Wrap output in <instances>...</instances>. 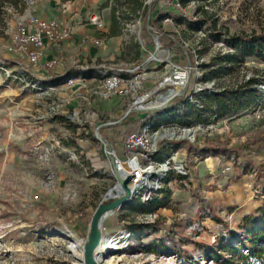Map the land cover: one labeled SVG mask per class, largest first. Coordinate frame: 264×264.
Returning <instances> with one entry per match:
<instances>
[{
	"label": "rangeland",
	"instance_id": "374dc122",
	"mask_svg": "<svg viewBox=\"0 0 264 264\" xmlns=\"http://www.w3.org/2000/svg\"><path fill=\"white\" fill-rule=\"evenodd\" d=\"M76 1L80 0H25L23 7L7 5L0 16V63L9 74H18L20 68L30 78L49 80L68 65L83 63L87 70L82 76L45 86L33 81L27 86L0 72V264H79L84 253L74 252L72 243L81 240L84 250L97 208L114 201H105V196L120 185L122 174L115 171L114 155L109 152L128 160L134 154L126 150L125 141L138 129L152 139V159L160 163L172 159L170 180L161 183L163 193L158 199L168 192L171 196L166 207L151 213L140 203H128L103 222L105 238L125 244V256L115 264H216L209 255L219 251L222 243L235 242L243 248L244 236L264 227V216L259 218L257 213L264 207V60L248 57L236 76L220 82L258 79L261 101L235 116L218 117L212 108L207 122L188 124L183 120L188 111L196 116V108L176 105L174 96L187 95L188 103L201 108L202 101L219 89L217 81H204L203 64L226 53L229 46L224 40L213 41L207 26L196 21L198 8L204 6L216 14L233 33L251 32L264 30V0H189L182 10L178 0L174 5L156 3L152 18L159 12L162 29L176 33L183 45L164 47L156 37L159 32L147 25L153 40L142 41L139 61L134 41L141 38L140 20L129 23L122 36L107 39L104 46L85 42L79 53L63 51L61 58L57 49L45 50L42 61L59 59L51 68L32 65L26 56L10 51L17 18L28 14L58 18ZM86 11L81 22L74 19L77 10L65 19L74 30L81 26L82 33L91 37L110 32L112 23L104 4L89 3ZM94 11L104 19L103 30L88 21ZM149 13H144L145 20ZM169 14L173 19L166 21ZM261 46L264 50V42ZM160 50L168 52L167 58L161 57ZM114 72H124L129 79L137 76L142 84L126 97L103 98L100 87ZM155 89L173 90L172 98H158ZM148 94L139 107V99ZM51 108L66 121L42 119ZM179 141L248 145L245 157L235 153L209 156L190 165L186 152L174 144ZM147 160L141 157L142 162ZM246 216L253 217V227L238 230ZM156 221L160 232L131 235L127 231L130 224ZM245 264L259 263L250 259Z\"/></svg>",
	"mask_w": 264,
	"mask_h": 264
},
{
	"label": "trees",
	"instance_id": "16d2710c",
	"mask_svg": "<svg viewBox=\"0 0 264 264\" xmlns=\"http://www.w3.org/2000/svg\"><path fill=\"white\" fill-rule=\"evenodd\" d=\"M176 0H107L104 5L105 7H111V30L108 34L109 38L119 37L124 34V30L127 28L129 23L133 24L137 20L143 21L141 29V41L143 43H148L153 40L151 31L147 25L153 26L158 32V41L164 47L171 48L175 45H183V42L178 38L177 34L171 31H164L161 25V18L163 16H158L152 18L151 8L152 5L160 2H164L165 5H174ZM179 6L178 9L182 10L188 6L189 0H178ZM26 4L25 0H0V16L3 14V10L7 5L14 7H23ZM150 12L149 16L146 17L144 13ZM165 17V16H164ZM173 16L169 14L167 19ZM185 19L190 18L185 14L183 16ZM182 19L179 18L178 21ZM196 21L201 22L203 25L207 26V31L209 32L210 37L213 41L224 40L227 42L229 49L226 53H218L214 58H212L211 63L203 64L205 69L204 81H217L218 90L212 93L211 96L207 97L206 100L202 101L201 108H198V104L188 103V96L177 95L176 105H182L183 103L186 107H195L196 116L192 115L191 112H187L188 117L186 120H183L185 123L192 122H202L205 123L209 119V110L216 108V113L218 117L221 116H235L240 113L242 110H245L251 106H255L261 100V93L256 89L258 79L256 77H250L244 81H238L234 83H220L226 77L236 76L239 70L243 67L248 57H258L261 60H264V50L261 43L264 42V30L259 31H237L231 32L229 27L224 26L220 19L216 17V14L212 13L208 9H205L204 6H201L197 10ZM141 44L139 40L134 41V53L137 61L140 60V49ZM126 53V52H125ZM131 53V52H130ZM86 67L83 64L80 65H68L65 67L64 71L57 76H52L49 80L34 79L30 78V75L27 77L28 80L35 83H40L43 86L46 84L53 83H62L67 78H74L77 76H82ZM208 69V71H207ZM210 69V70H209ZM91 70V69H90ZM92 71H97L92 69ZM90 74V73H89ZM126 76V74H125ZM203 92H206L203 90ZM198 96V95H196ZM178 106V107H179ZM53 120L63 121L66 118L60 114L55 115ZM175 146L179 150L186 152L187 157L186 161L188 164L192 165L195 159H205L209 156L212 157H224L227 154L235 153L242 157L246 156L245 145H248L246 142L243 145H233L226 146L224 144H212L208 141L203 143H185L182 141L174 142ZM187 168H189L187 166ZM170 171L166 178L162 180L165 182L167 179L170 180L171 176ZM162 188L151 195L149 200L145 201L142 198V194L132 198L128 203H140L147 208V211L150 213L157 210L158 207H166L170 201L171 192H168L164 199L159 200V194H162ZM125 204V205H126ZM257 213H259V218L264 216V207L260 208ZM255 221L253 217L246 216L243 218L240 224H238V230L244 228H252ZM160 222H148L144 224H130L127 229L128 232H131L133 235L135 232H160ZM247 235V236H246ZM242 240L243 248H240L239 245L235 242L230 244L222 243V247L219 251L212 250L209 255V259H212L216 264H240L248 263L250 259H256L259 264H263L264 259V227L256 228L254 231H250L246 234ZM172 242L175 238L171 237ZM219 242V241H218ZM220 245V243L218 244ZM213 249V248H212ZM245 249V251H244Z\"/></svg>",
	"mask_w": 264,
	"mask_h": 264
},
{
	"label": "built area",
	"instance_id": "2783aa9c",
	"mask_svg": "<svg viewBox=\"0 0 264 264\" xmlns=\"http://www.w3.org/2000/svg\"><path fill=\"white\" fill-rule=\"evenodd\" d=\"M88 21L92 26L103 30L105 22L98 11L92 12ZM166 21H170V19H166ZM105 31L106 30L102 31L99 37H91L87 34H83L81 41L82 43L94 42L95 45L104 46L108 39V32ZM74 33L73 25L65 18L44 19L28 14L25 18H17L9 49L13 53L26 56L29 63L32 65L37 66L40 64L41 66L44 65V68H51L58 62V58L63 56L62 53L65 50H63L61 46L68 40H71ZM139 42L143 45L141 39H139ZM52 48H59L57 53L61 56H58L57 60L51 59V61L48 62L42 61L45 50ZM21 70L23 69L19 68L18 74L12 75L9 74L10 72L0 63V72L4 71L7 73L5 77L8 79L12 77L17 78L27 84V86H30L31 81L27 79V76L22 73ZM1 73L2 75L4 74L3 72ZM72 82L73 79L69 80V84ZM141 84L142 82L137 76L129 79L125 76L124 72H114L104 79V83L100 87L99 92L103 98L110 96L126 97L136 91ZM176 96L177 95L174 97ZM147 99L148 98L145 100ZM145 100L140 103L139 99V107H142ZM57 114L59 113L55 111V108H51L50 114L43 115L42 119L50 120ZM151 140L150 136L145 135L138 129L137 132L131 134L125 141L126 150L134 154L133 156H128V160L120 158L115 152H109V154L114 155L113 162L115 171L121 174L127 171L129 173L128 175L132 176V181L130 183L132 196L130 200L141 194L143 200H149L153 193L158 192L162 188V180L166 178L168 173L172 170V159L167 160L165 163H160L152 159L150 155ZM139 148L143 151L138 150L139 152H136L135 150ZM141 157H146L148 159L146 163L141 161ZM152 178L155 179L153 180ZM102 229L105 228L102 227Z\"/></svg>",
	"mask_w": 264,
	"mask_h": 264
},
{
	"label": "water",
	"instance_id": "95a60500",
	"mask_svg": "<svg viewBox=\"0 0 264 264\" xmlns=\"http://www.w3.org/2000/svg\"><path fill=\"white\" fill-rule=\"evenodd\" d=\"M132 181V176L128 175L125 178L119 175V182L122 188L121 196H109V193L105 196V201L109 199H115L110 203L102 202L97 208L93 219L91 221L90 236L88 242L84 246L82 257H79V264H99V257L96 253L98 246L105 239L102 232V225L104 218L107 219L112 212L122 208L131 198L132 191L129 187Z\"/></svg>",
	"mask_w": 264,
	"mask_h": 264
},
{
	"label": "bare ground",
	"instance_id": "6f19581e",
	"mask_svg": "<svg viewBox=\"0 0 264 264\" xmlns=\"http://www.w3.org/2000/svg\"><path fill=\"white\" fill-rule=\"evenodd\" d=\"M159 54L161 55V57L167 58L168 52L165 50H160ZM153 94H157V97L163 100V99H167L168 97H171L173 95V90H168L164 93L159 89H155L153 91ZM150 95L151 94L141 97L139 102L142 103ZM128 174L129 173L127 171L123 172L122 173L123 178L128 176ZM121 194H122V188L120 185H117L114 189L109 191V196H121ZM105 218L103 221L106 220ZM82 246L83 244L81 240H77L72 243L71 248L77 254H81L83 252ZM124 247L125 244L123 243V241L120 242L119 240L113 239L111 237L105 238L96 250V253L98 254L99 257L98 258L99 264H115L117 261H121L122 257L125 256V254L122 253Z\"/></svg>",
	"mask_w": 264,
	"mask_h": 264
},
{
	"label": "crops",
	"instance_id": "0c3cea01",
	"mask_svg": "<svg viewBox=\"0 0 264 264\" xmlns=\"http://www.w3.org/2000/svg\"><path fill=\"white\" fill-rule=\"evenodd\" d=\"M106 1L107 0H80V1H76L75 5H72V6L68 7V8L63 9L62 14L60 16H58V19L65 18L67 15L72 14L75 10H77L78 13L75 14L74 19H76L78 22H81L83 14L87 12L86 9H88L89 3L91 5H101V4H104ZM105 9L109 11L108 16H109V21L111 23V10L112 9H111L110 6L109 7H105ZM78 22H76V23L74 22L76 27L79 26ZM79 28H80V30L79 29L74 30L75 34L73 35L72 39L68 40L67 42H65L63 44L64 50L67 53H70L72 55L79 53L80 50H81L80 49L81 46H84V45H82V42H81V40H82L81 34H85L86 32L82 33V30H84V28H82L81 26H79ZM89 32H94V31L93 30H89ZM113 38H109L108 37V40H111ZM58 49L59 48H57V52H58ZM90 51H92V53H93V49H90ZM87 55H89V53ZM68 58H71V56H68ZM80 61H84V57Z\"/></svg>",
	"mask_w": 264,
	"mask_h": 264
}]
</instances>
